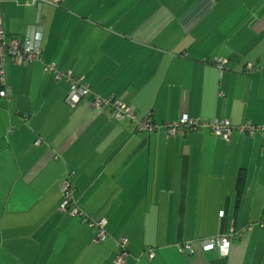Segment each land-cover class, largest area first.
Here are the masks:
<instances>
[{"label":"crops","instance_id":"1","mask_svg":"<svg viewBox=\"0 0 264 264\" xmlns=\"http://www.w3.org/2000/svg\"><path fill=\"white\" fill-rule=\"evenodd\" d=\"M25 1L18 35L43 61L4 62L0 264H119L120 237L124 264H264V0ZM51 65L134 120L93 108V95L71 107L72 84ZM183 114L234 130L170 137ZM147 120L154 130L140 128ZM245 123L259 132L240 133ZM67 180L80 208L107 221L105 241L61 210ZM232 229L226 257L201 243Z\"/></svg>","mask_w":264,"mask_h":264},{"label":"built area","instance_id":"2","mask_svg":"<svg viewBox=\"0 0 264 264\" xmlns=\"http://www.w3.org/2000/svg\"><path fill=\"white\" fill-rule=\"evenodd\" d=\"M26 5L29 7L39 6L43 3L58 6L57 1L43 2V0H26ZM20 5V0H0V96L4 99L10 100L11 93L5 81L4 75V62L10 58L13 63L17 65H25L33 61H43L42 48L39 43L35 42L34 38L20 39L18 37L17 30V11L16 9ZM215 64H219V60H214ZM222 63V62H221ZM46 71L51 70L55 73L56 80L63 78L70 81L72 84L71 90L66 97L65 101L71 107H75L83 98L93 95L92 107L98 110L104 111L109 107H113V116L120 120L124 118H130L134 120V110L123 104H119L114 100H108L101 98L100 96L92 93L88 90L85 84H82V78L76 77L71 73H60L54 66H46ZM256 70V63H248L245 72L251 73ZM167 134L170 137H179L188 132H196L200 129L207 128L217 136H222L225 140H229L231 133L234 130V126L228 120L217 119L215 121H197L187 114H183L178 122L166 125ZM142 128H148L154 130V127L150 120L144 121L141 124ZM237 129L242 134H255L259 132L256 126L250 123H245L237 126ZM36 145L41 144V140H37ZM71 180H67L63 185L64 195L61 199L60 208L65 212H69L72 216L79 218L83 224L87 225L90 229L97 232V238L99 241H105L108 237L106 230V221L104 219L97 220L87 213H85L78 205L75 196L70 191L69 187ZM260 227L264 228V216L259 222ZM235 230L232 229L230 236H218L214 238H202L201 243L206 250H213L216 246L220 247L223 256L229 254L230 237L235 236ZM127 239L120 237L117 241V248L119 249L118 261L124 264L129 251L127 249ZM181 252L193 253V246L189 242H184L177 245ZM148 257L153 259L155 256L154 250L149 248Z\"/></svg>","mask_w":264,"mask_h":264},{"label":"trees","instance_id":"3","mask_svg":"<svg viewBox=\"0 0 264 264\" xmlns=\"http://www.w3.org/2000/svg\"><path fill=\"white\" fill-rule=\"evenodd\" d=\"M24 5L27 6V5H26V2L24 3ZM39 6H41V5H39ZM33 7H38V6H33ZM18 37H19V35H18ZM19 38H20V37H19ZM20 39L23 40V39H25V38H20ZM10 98H11V97H10Z\"/></svg>","mask_w":264,"mask_h":264},{"label":"clouds","instance_id":"4","mask_svg":"<svg viewBox=\"0 0 264 264\" xmlns=\"http://www.w3.org/2000/svg\"><path fill=\"white\" fill-rule=\"evenodd\" d=\"M89 215V214H88ZM92 217V216H91ZM77 218V217H76ZM79 219V218H78ZM80 220V219H79ZM98 220V219H97ZM100 220V219H99ZM105 220V219H104ZM81 221V220H80ZM106 221V220H105ZM82 222V221H81ZM107 222V221H106ZM85 225V224H84ZM87 226V225H86ZM92 230V229H91Z\"/></svg>","mask_w":264,"mask_h":264}]
</instances>
